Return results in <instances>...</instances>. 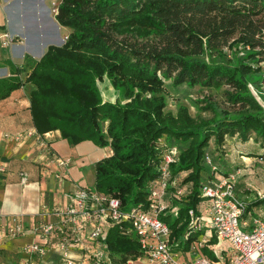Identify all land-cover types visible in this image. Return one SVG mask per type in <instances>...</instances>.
Here are the masks:
<instances>
[{"label": "trees", "instance_id": "16d2710c", "mask_svg": "<svg viewBox=\"0 0 264 264\" xmlns=\"http://www.w3.org/2000/svg\"><path fill=\"white\" fill-rule=\"evenodd\" d=\"M55 19L70 28L64 42L48 45L28 66L25 80L19 73L27 71L28 62L10 63L12 73L0 81V99L31 82L36 87L30 114L38 132L58 129L70 144L91 140L109 146L112 153L95 163L94 187L119 197L124 207L146 201L162 154L174 149L172 172L189 193L176 201L179 216L164 219L174 248L187 251L195 237L183 239L187 212H199L204 204L205 155L229 174L223 169L228 136L264 142V0H59ZM105 75L114 84L136 85L137 92L126 87L124 102L104 101L96 82ZM167 85L227 86L223 94L232 107L209 96L201 109L210 110L211 117L193 116L183 103L176 112L166 110ZM262 202L264 196L256 204ZM248 211L249 205L243 216ZM105 240L112 264L142 254L136 238L123 235L118 225L107 230ZM218 247L213 236L202 252L217 260ZM44 260L59 264L55 253Z\"/></svg>", "mask_w": 264, "mask_h": 264}, {"label": "built area", "instance_id": "2783aa9c", "mask_svg": "<svg viewBox=\"0 0 264 264\" xmlns=\"http://www.w3.org/2000/svg\"><path fill=\"white\" fill-rule=\"evenodd\" d=\"M16 40V35L0 26L1 46H10ZM27 134H36L42 139V134L36 130H29ZM15 137L20 139L21 136L16 134ZM40 144L47 145L43 140ZM174 151L162 154L159 174L151 181L145 202L124 207L119 197L95 187L77 185L66 194L67 203L52 210L43 205L39 216L52 213L56 220L41 221L36 226L34 233L38 241L34 239L24 246L26 256L17 264H33V254L43 260L51 253L58 254L59 264H112L105 236L114 225L120 227L123 235L134 236L142 251L141 256L129 259L126 264H186L181 257L184 250L174 248L172 230L164 219L167 215L179 216L181 207L176 201L189 193L187 186L172 172L171 165L176 162ZM46 162L63 169L72 159L49 150ZM205 162L209 175L200 185V194L207 201V208L201 206L199 212L189 208V226L183 237L187 241L195 236L187 249L191 254L190 264H264V218L256 217L252 222L244 220L247 204L236 195V175L222 173L210 153L205 155ZM4 169L1 165L0 171ZM19 174L20 182L26 183L29 172L21 170ZM56 176L61 174L56 172ZM24 231L21 220L16 217L5 233L16 237ZM212 235L216 236L217 245L222 241L227 243L224 249L216 250L221 256L217 260L202 252Z\"/></svg>", "mask_w": 264, "mask_h": 264}, {"label": "crops", "instance_id": "0c3cea01", "mask_svg": "<svg viewBox=\"0 0 264 264\" xmlns=\"http://www.w3.org/2000/svg\"><path fill=\"white\" fill-rule=\"evenodd\" d=\"M8 7L7 0H0V26L6 28L8 20L12 26ZM54 10L56 13L57 8ZM53 17L55 19V14ZM55 21L56 27L62 28V35L70 31V28L60 25L56 19ZM12 28L15 30L12 33L18 36L17 40L10 46L0 45V81L12 73L10 63L22 66L28 62L26 64L28 67L46 51L45 49L39 53L37 41L29 39L27 35L21 36L19 30L13 26ZM20 38L23 39L19 40ZM30 70L28 67L27 71H21L20 78L25 80ZM35 87L31 82H24L20 88L14 89L10 95L0 99V166H5V169L0 171V264L19 263L26 256L24 246L34 239L38 241L34 233L36 226L41 221L56 220L52 213L39 216L43 205L52 210L57 205L67 203L66 194L75 186H90L83 168L91 165L94 168L98 160L112 153L109 146L99 147L91 140L70 144L58 129L45 133L38 132L33 126L30 114V95ZM29 130H36L42 134L41 140L47 144L46 148L40 144L41 140L36 134H27ZM16 134H20V139L15 137ZM49 150L71 157V164L63 169L55 164L47 165ZM224 151L223 158L226 161L223 169L229 174L236 175V195L244 200L247 206L249 205L248 216H243V219L252 222L256 217L264 218V202L256 204L257 200L262 198L258 193L264 195V190L253 191L261 182L256 176L251 179L253 177L250 175L254 170L241 168V162L236 158V156L253 158L256 165L261 160L256 155L264 154V142L253 137L244 140L235 134L226 138ZM21 170L29 172L26 183L20 182ZM56 172L61 176L57 177ZM91 183L95 184V181ZM206 206L207 201L204 200L203 209H206ZM16 217L21 220L25 231L20 236L9 237L5 232ZM213 236L215 235L211 237ZM181 257L186 264H190L189 251H183ZM32 260L33 264H47L36 254L32 255Z\"/></svg>", "mask_w": 264, "mask_h": 264}, {"label": "rangeland", "instance_id": "374dc122", "mask_svg": "<svg viewBox=\"0 0 264 264\" xmlns=\"http://www.w3.org/2000/svg\"><path fill=\"white\" fill-rule=\"evenodd\" d=\"M7 2H9L8 14L12 20V26L14 29L19 30L18 33H20L21 36L27 35L29 39L37 41L39 44V53L45 51L50 44L61 45L62 42H64L69 31L62 35L61 27H56V21L53 17L55 14L54 8H57L59 0H7ZM10 24L11 23L8 20L7 30L12 33V31L15 30H13ZM21 39L23 38H20L19 40ZM240 53L244 55L246 52L241 49ZM228 57L231 60V58H233V54H229ZM232 61L233 63L236 62L235 59ZM96 84L104 101L124 102L126 100L124 97L126 87L130 88L132 93L137 92L136 85L131 83L126 85H121L119 83L114 84L112 78L108 75H105L103 79H97ZM248 86L254 95L261 101L262 99L259 96V92L254 85L250 82ZM226 88L227 86H222L219 90L201 88L199 86L189 88L185 85L175 88L167 85L165 88V93L167 94V105L165 109L176 112L177 104L183 103L189 106L190 112L193 116L201 115L203 117H211L213 113L210 110L201 109L202 106L206 105L207 98H209V96H211V99L209 100L213 103L215 102L217 105H223L222 107L225 106L229 108L232 107L226 101L225 95L223 94V90ZM261 102L264 104V99ZM163 140L166 142V139ZM256 156L261 159L256 165L253 158L236 156L237 160L241 162V168H252L254 170L253 174L250 175L253 177L251 179H254L256 176L260 180V185L262 186H256L253 189L255 192L257 190H264V154H258ZM83 170L86 174V179L87 182H89L90 187H94V184H92L91 181H95V167L93 168L91 165L90 167L83 168ZM258 195L262 196V193H258ZM207 232L209 233L210 230L208 229ZM226 244L227 243L225 241L220 242L218 249H224ZM217 257L220 259L221 256L217 255Z\"/></svg>", "mask_w": 264, "mask_h": 264}, {"label": "bare ground", "instance_id": "6f19581e", "mask_svg": "<svg viewBox=\"0 0 264 264\" xmlns=\"http://www.w3.org/2000/svg\"><path fill=\"white\" fill-rule=\"evenodd\" d=\"M12 5V4H11ZM62 29V28H61Z\"/></svg>", "mask_w": 264, "mask_h": 264}, {"label": "water", "instance_id": "95a60500", "mask_svg": "<svg viewBox=\"0 0 264 264\" xmlns=\"http://www.w3.org/2000/svg\"><path fill=\"white\" fill-rule=\"evenodd\" d=\"M67 37V36H66Z\"/></svg>", "mask_w": 264, "mask_h": 264}]
</instances>
